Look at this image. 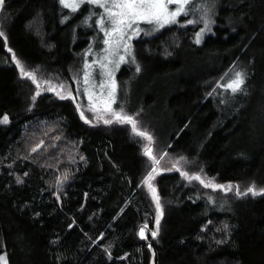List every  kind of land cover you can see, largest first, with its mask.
I'll return each instance as SVG.
<instances>
[{"label": "trees", "instance_id": "1", "mask_svg": "<svg viewBox=\"0 0 264 264\" xmlns=\"http://www.w3.org/2000/svg\"><path fill=\"white\" fill-rule=\"evenodd\" d=\"M65 12L58 0H5L0 10V117H9L0 124V253L9 264H150L151 242L154 264H264V195H220V207L212 194L235 188H205L160 166L152 181L163 208L159 235L140 238L141 225L155 230L157 214L142 183L148 141L132 127L86 125L73 101L43 84H70L80 102L70 72L91 32L69 47ZM195 30L167 26L135 41L167 86L169 133L158 154L185 157L186 171L203 169L217 184L264 187V0H224L201 45ZM12 53L41 81L35 101L36 84ZM227 70L248 76L224 105L217 84ZM253 89L261 90L255 102L245 95Z\"/></svg>", "mask_w": 264, "mask_h": 264}, {"label": "snow or ice", "instance_id": "2", "mask_svg": "<svg viewBox=\"0 0 264 264\" xmlns=\"http://www.w3.org/2000/svg\"><path fill=\"white\" fill-rule=\"evenodd\" d=\"M59 3L64 8L71 9L75 13L80 9L81 5L88 4L94 6V8L102 9V11H90L84 18L83 23L89 25V21H93L95 25L99 27L100 32L103 33V48L100 49L98 58L91 64L85 61L83 66V95L87 96V108L81 102L75 103V110L79 113V117L86 124H92L93 119H89L85 114L86 111L91 113L96 122L103 121L106 125L111 124H129L132 127L134 134L145 138L148 143L144 146V154L150 158L151 171L147 173L142 183L147 185L148 189L152 193V197L156 203L157 214L155 217V230L148 228L147 223L141 225L139 229V236L141 239L147 240L146 230L150 231L151 237L156 238L159 235L160 219L163 216V208L160 203L157 189L154 187L152 181L156 175L159 174L158 168L161 160L167 153L161 154L159 158L157 155H153L152 144H154V137L146 129H141L139 121L135 115H129L124 106L120 105L118 110L113 108V105L117 100V81L115 79V72L119 69L120 65L126 62H130L136 65V72L141 71V67L136 63L135 51L132 45V40L144 35H151L164 28L166 25H173L179 22V18L187 17L190 13L199 11L201 13L200 20L188 19L186 24H198L203 23V27L195 33V42L201 43V39L205 32L211 31V24L215 21L211 18V13L215 7V0H202L201 3L195 4L193 0H59ZM5 7V0H0V10ZM65 20L68 17L64 18ZM141 24L148 25V28H142ZM91 26V25H89ZM183 27V25H182ZM0 37H4L5 41L7 37L3 31H0ZM91 46L88 51L90 52ZM12 52V49H8ZM12 59L15 61L16 66L20 70L21 76L28 77L36 84V93L32 96V101H35L38 96L41 95V81L38 79L36 72L27 71L22 62L17 58L15 53H12ZM96 66L99 68V75L102 78L99 85H96L92 81L91 69ZM227 75V74H226ZM248 73L246 71H235L234 78L230 79L226 85H222L225 90H230L233 94L244 91ZM77 83L81 81L77 77H73ZM223 79V78H222ZM43 84L47 85V91L55 92L60 99H71L76 101V96L73 94V89L70 84L61 82L59 84H53L51 80H44ZM99 88V92L94 91L95 88ZM215 91V89L213 90ZM77 94L81 93V89L78 87L75 89ZM209 93L208 95H211ZM138 115V114H137ZM9 123V117L5 114L0 117V124ZM43 141H40L35 147L31 149L32 152H37L43 145ZM83 159V157H81ZM185 157L172 162L171 168H164V171L176 170L180 172V175L189 182L199 181L205 188L222 189L225 192L232 191L235 188L237 196H245L251 194L264 195V187L257 188L255 183L248 186L244 191L240 190L239 185H223L215 183V178L205 179L201 175L203 169L199 173L190 174L188 171L183 170L182 161H185ZM27 175V173H25ZM68 179V174L65 173L62 178H58L57 185L63 184ZM20 177H17V183H22ZM211 200V197H209ZM71 227V225H69ZM225 228L228 226L225 225ZM219 231V229H218ZM219 243V242H218ZM148 248H152V244H148ZM153 255L155 253L153 252ZM110 256V254H109ZM0 264H9L7 254L0 253Z\"/></svg>", "mask_w": 264, "mask_h": 264}, {"label": "rangeland", "instance_id": "3", "mask_svg": "<svg viewBox=\"0 0 264 264\" xmlns=\"http://www.w3.org/2000/svg\"><path fill=\"white\" fill-rule=\"evenodd\" d=\"M59 2V0H58ZM195 4H199L202 2V0H193ZM224 0H215V7L212 10L211 18L215 21L217 14L219 13V10L221 6H223ZM60 4V3H59ZM88 4H83L81 5L80 9ZM61 6V5H60ZM62 9H65L66 12L60 17V22L61 23H71L70 28L67 30V40H68V46H72L76 42L78 38H80L82 35H88L89 32H91V35L89 36V41L85 48L83 49L82 54L76 59V62L71 68V77H77L81 82L77 83L76 80L74 82L76 83V88L81 89V93L78 94V97L80 99V102L84 105L85 108H87V96L83 95V84H82V79H83V66L85 61L88 63H92L94 60L98 58V55L100 53V49L103 48V33L100 32L99 27L95 25L94 19L93 21H89V25H86L83 23L84 18L89 14L90 11H97L100 12L102 9L99 8H94V6L88 5V10L80 16V18L77 21H73V15L77 13L80 9H78L75 13L71 11V9L64 8L61 6ZM68 17L67 20L64 18ZM201 13L199 11L195 13H190L187 17H181L179 18V22L173 25H166L167 26H175L180 29H187V28H195L196 30L192 33V41L193 43L197 44L195 42V33L200 30L204 25L202 22L198 24H186V20L188 19H194V20H200ZM183 25V27H182ZM214 23L211 24V31L210 32H205L202 39L201 43L197 45L203 44L204 40L212 34V27ZM142 28H148V25L141 24ZM163 29V28H162ZM162 29H160L158 32H160ZM158 32H155L151 35H144L143 33L141 36L134 38L132 40V45L135 51V56H136V63H138L141 67L140 72H136V65L130 62H126L120 65L119 69L116 70L115 72V79L117 81V100L116 103L113 105V108L118 110L120 105H123L126 112L129 115H135L136 119L139 121V126L141 129H146L148 132L151 133V135L154 137L155 143L152 145L153 149V155H157L159 158L158 150L160 151L161 146L165 140V137L169 133V130L165 128V123H168L169 117L167 116V104H166V82L160 79L158 81L159 76H157V70L154 69V66H152L151 63L144 61L143 58L138 54L136 48H135V41L138 38L144 37H150ZM91 46V51L89 52L88 49ZM25 69L28 70V67ZM156 71V72H155ZM92 73V81L94 84L99 85L101 82V77L99 75V68L94 66L93 69H91ZM227 74V75H226ZM221 81L217 84L219 93H218V99L223 101L224 105H228L232 102V92L230 90H225L222 85H226L227 82L234 78V73L230 72V70H227ZM75 88V89H76ZM94 91L97 93L99 92V88H95ZM260 91L257 92V89H253L252 91L249 90V93H246L245 95H249L252 97H248L249 101H254L256 96L258 95L260 97ZM74 94V93H73ZM77 94V93H76ZM254 94V95H253ZM257 96V97H258ZM220 97V98H219ZM258 97V98H259ZM71 100V99H70ZM72 101V100H71ZM222 104V103H221ZM256 106L258 107V111L261 110V106L256 103ZM89 119H93V116L91 113H88L86 111L85 113ZM138 114V115H137ZM87 125V124H86ZM92 125V124H89ZM120 126H124L128 129H130L131 125L129 124H111V125H106L102 124L103 129H114L113 127L117 128ZM90 127V126H89ZM142 141L144 142L145 140L142 138ZM165 150L162 151L164 154ZM173 155L171 153H167L163 157L160 163V168L163 170L164 168H169V166L174 162L175 160L179 159L180 157H172ZM144 164H151L150 158L147 156V159H143ZM183 170H186L187 167L184 165L183 162ZM189 170V169H188ZM195 171V170H194ZM216 183V182H215ZM241 190V189H240ZM215 196L211 200V204H216L219 205L220 207L222 206L223 203L227 204V200L225 199L222 201L221 196H229L231 199H234L235 197H238L234 193H216L212 194ZM221 195V196H220ZM221 201V202H220Z\"/></svg>", "mask_w": 264, "mask_h": 264}, {"label": "water", "instance_id": "4", "mask_svg": "<svg viewBox=\"0 0 264 264\" xmlns=\"http://www.w3.org/2000/svg\"><path fill=\"white\" fill-rule=\"evenodd\" d=\"M11 59H12V57H11ZM17 68H18V67H17ZM72 101H73V100H72ZM73 103H74V105H75L76 101H75V102L73 101ZM77 113H78V112H77ZM78 115H79V113H78ZM158 171H159V170H158ZM150 194H151V197H152V193H151V191H150ZM152 200H153V202H154V204H155V206H156V203H155L153 197H152ZM162 217H163V216H162ZM162 217H161L160 221L162 220ZM154 225H155V223H154ZM149 243H151V242H148V243H147V246H148ZM149 250L151 251V254H152L150 264H154V260H155V255H153L154 249H153V247H152V248L149 249ZM154 253H155V252H154Z\"/></svg>", "mask_w": 264, "mask_h": 264}, {"label": "bare ground", "instance_id": "5", "mask_svg": "<svg viewBox=\"0 0 264 264\" xmlns=\"http://www.w3.org/2000/svg\"><path fill=\"white\" fill-rule=\"evenodd\" d=\"M220 98V97H219Z\"/></svg>", "mask_w": 264, "mask_h": 264}]
</instances>
